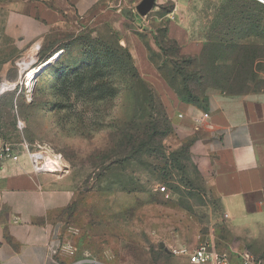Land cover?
I'll use <instances>...</instances> for the list:
<instances>
[{
	"label": "rangeland",
	"instance_id": "1",
	"mask_svg": "<svg viewBox=\"0 0 264 264\" xmlns=\"http://www.w3.org/2000/svg\"><path fill=\"white\" fill-rule=\"evenodd\" d=\"M244 1L155 0L144 14L135 7L141 19L131 17L117 35L68 16L52 26L23 22L6 8L10 0H0V149L43 155L33 148L42 146L67 165L65 173L41 174L71 196L57 219L73 260L192 264L173 250L208 240L218 249L212 139L181 121L164 86L176 95L171 86L184 92L186 83L201 106L210 91L264 89V57H255L264 56V40L248 36V23L230 33L232 12L225 27L217 8ZM171 27L181 40L171 38ZM107 51L113 58H93ZM43 64L49 67L38 71L29 93L27 76ZM157 120L165 135L133 157L135 138Z\"/></svg>",
	"mask_w": 264,
	"mask_h": 264
},
{
	"label": "crops",
	"instance_id": "2",
	"mask_svg": "<svg viewBox=\"0 0 264 264\" xmlns=\"http://www.w3.org/2000/svg\"><path fill=\"white\" fill-rule=\"evenodd\" d=\"M143 1L10 0L5 6L23 22L40 19L52 26L68 16L82 27H109L122 35L131 17L141 19L134 8ZM255 1V9L262 10L264 1ZM175 31L170 28L171 38L181 40ZM164 88L181 121L194 122L212 139L213 186L221 206L212 236L215 250L227 252L230 264H242V251L264 264V89L243 94L210 91L203 111ZM18 153V161L0 158V264H69L73 258L63 246L57 213L71 205V196L36 172L28 153Z\"/></svg>",
	"mask_w": 264,
	"mask_h": 264
},
{
	"label": "trees",
	"instance_id": "3",
	"mask_svg": "<svg viewBox=\"0 0 264 264\" xmlns=\"http://www.w3.org/2000/svg\"><path fill=\"white\" fill-rule=\"evenodd\" d=\"M255 2H256L255 0H248V1L237 3V4L223 3L222 5H219V7H217L218 9L220 8V9H223V11H224L222 21H223L225 27H228L229 24H231V22L234 24L232 26L233 30L232 31L228 30L230 33L233 32V34H236V31H238L239 27L244 26L243 23H248V25H250V27H251L250 31L252 29H254V31H252V32L249 31L248 36H253L254 40H256V41L258 39L264 40V6H263L262 10H260L259 8L256 10L255 6H254ZM216 6H215V8H216ZM228 11H231L232 13H230V14H232L234 16V18L229 21V24H227V22H226L228 20V17H229ZM115 34L119 35L116 32H115ZM261 47H264V46L262 45ZM113 51L115 54H119L116 52L117 50L113 49ZM118 51H123V50L120 49ZM107 53H108L107 55H99L98 54L97 56H93V58H98L99 56H101L102 58H108V56L113 58V54H109L108 51H107ZM125 53L128 54V51L125 50ZM255 57L263 58L264 56L255 55ZM50 59L51 58H47L44 63H46ZM130 61L134 62V59H132L131 56H130ZM100 63H101L100 60L97 59L95 65L97 67L99 65V67H98L99 69H101ZM180 75H182V74H180ZM131 78L134 82L140 80L138 75H135L132 73H131ZM138 85L141 88V90H142V88L144 89L146 87V84L144 82H142V80L139 82ZM183 87H184V92H181L176 87L171 86V88L175 91L176 96L179 98V100L182 103L191 104L193 106H196L199 109H202L203 111H207V99L205 100V105L201 106V105H199L198 99L194 96L193 91L190 90V88L186 85V83L183 84ZM146 93L148 96H150V98L148 100L152 101V99H153L152 93L149 92V90H147ZM150 104H152V103L150 102ZM164 120L167 121L166 118H164ZM157 124H158V120L154 121L153 125L149 129L146 128V131H143L142 135H141V136L144 135L143 138L136 139L134 137L136 142H137L135 144V145H137V147H135V149H133V157H136L137 154L142 153L147 147L150 148L155 143V141H157V140L160 141V139L165 135V133L160 132L161 128ZM137 133H139V132H137ZM166 159H167V157H166Z\"/></svg>",
	"mask_w": 264,
	"mask_h": 264
},
{
	"label": "built area",
	"instance_id": "4",
	"mask_svg": "<svg viewBox=\"0 0 264 264\" xmlns=\"http://www.w3.org/2000/svg\"><path fill=\"white\" fill-rule=\"evenodd\" d=\"M262 1V0H260ZM23 125L22 123H19V129H22ZM27 150H29L30 145H27L25 147ZM35 150H46L47 153H51V150H47L43 148L42 146H34L33 147ZM34 169L38 173H44L43 169V160L39 158H35L37 155H33L32 153L30 154L29 151H27ZM46 153V154H47ZM53 153V152H52ZM19 153L15 152L11 147L9 146H3L0 149V158L1 159H11L13 161H18L19 160ZM56 163V168L53 172H49L51 174H57V173H65V169L67 168V165L60 160L58 157L55 158ZM161 193H166L167 189L166 187H163L160 189ZM57 254V251H54V255ZM173 254L179 255V256H184L189 259V261L192 264H230V255L227 252H220L212 248V245L210 242H206L203 244L200 248H196L194 250H189L187 248H180V249H174ZM240 261L242 264H261L257 258L250 253L249 251H242L238 255ZM89 261L84 260V259H77L73 260L69 264H88Z\"/></svg>",
	"mask_w": 264,
	"mask_h": 264
},
{
	"label": "bare ground",
	"instance_id": "5",
	"mask_svg": "<svg viewBox=\"0 0 264 264\" xmlns=\"http://www.w3.org/2000/svg\"><path fill=\"white\" fill-rule=\"evenodd\" d=\"M23 66L26 67V64L23 63L22 64ZM43 67H49L47 66V64H43L42 68ZM42 68H37L35 70H31L27 76V80H26V88L27 90L29 91V93H31L34 89V84H35V80L36 78L38 77V75L40 74V70L42 72ZM39 71V72H38ZM35 158H39V159H42L43 160V169H44V173H49V172H53L56 168V161H55V157L52 153H47V154H43V155H37L35 156ZM51 174V173H49Z\"/></svg>",
	"mask_w": 264,
	"mask_h": 264
},
{
	"label": "water",
	"instance_id": "6",
	"mask_svg": "<svg viewBox=\"0 0 264 264\" xmlns=\"http://www.w3.org/2000/svg\"><path fill=\"white\" fill-rule=\"evenodd\" d=\"M155 3V0H144L139 6H138V10L141 13H146L149 11V9L151 8V6H153V4ZM46 67H43L42 72L45 70Z\"/></svg>",
	"mask_w": 264,
	"mask_h": 264
}]
</instances>
